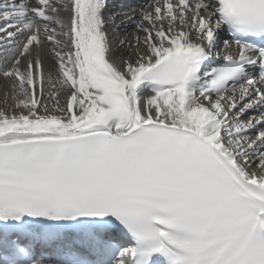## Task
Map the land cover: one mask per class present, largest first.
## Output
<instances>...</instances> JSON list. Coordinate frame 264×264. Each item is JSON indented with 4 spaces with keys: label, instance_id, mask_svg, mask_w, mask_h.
Returning <instances> with one entry per match:
<instances>
[{
    "label": "snow or ice",
    "instance_id": "6c2138e0",
    "mask_svg": "<svg viewBox=\"0 0 264 264\" xmlns=\"http://www.w3.org/2000/svg\"><path fill=\"white\" fill-rule=\"evenodd\" d=\"M125 7L0 0V264H264V0Z\"/></svg>",
    "mask_w": 264,
    "mask_h": 264
},
{
    "label": "bare ground",
    "instance_id": "6f19581e",
    "mask_svg": "<svg viewBox=\"0 0 264 264\" xmlns=\"http://www.w3.org/2000/svg\"><path fill=\"white\" fill-rule=\"evenodd\" d=\"M130 28V29H129ZM131 28H132V26L131 25H128L127 26V28L126 29H121L119 32H118V34H119V37H120V39H123L125 36H126V33L129 31V30H131ZM126 40H128L129 42H131L132 41V39H126ZM117 50H119L120 52H123V59H127V56L129 55V51H128V49H126V48H120L119 46H117ZM125 51V52H124ZM125 53V54H124Z\"/></svg>",
    "mask_w": 264,
    "mask_h": 264
},
{
    "label": "rangeland",
    "instance_id": "374dc122",
    "mask_svg": "<svg viewBox=\"0 0 264 264\" xmlns=\"http://www.w3.org/2000/svg\"><path fill=\"white\" fill-rule=\"evenodd\" d=\"M3 106H4L3 86L2 83H0V107Z\"/></svg>",
    "mask_w": 264,
    "mask_h": 264
}]
</instances>
